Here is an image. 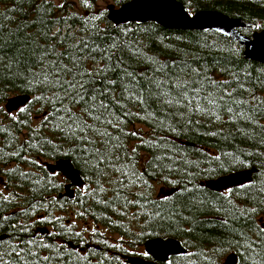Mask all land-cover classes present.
Returning <instances> with one entry per match:
<instances>
[{"label":"trees","instance_id":"16d2710c","mask_svg":"<svg viewBox=\"0 0 264 264\" xmlns=\"http://www.w3.org/2000/svg\"><path fill=\"white\" fill-rule=\"evenodd\" d=\"M178 1L264 29V0ZM97 5L0 0V264H128L90 221L179 239L188 252L165 264H264V64L213 30L115 25ZM60 158L86 181L73 198L45 166ZM252 167L249 183L205 185Z\"/></svg>","mask_w":264,"mask_h":264},{"label":"water","instance_id":"95a60500","mask_svg":"<svg viewBox=\"0 0 264 264\" xmlns=\"http://www.w3.org/2000/svg\"><path fill=\"white\" fill-rule=\"evenodd\" d=\"M107 18L115 25L130 23H146L153 21L159 25L183 30H213L230 39L238 41L244 47V56L248 59L264 64V29L255 30L252 35H246L240 31L241 28L255 29V23L247 22L240 18L230 17L215 10L189 11L182 2L178 0H129L117 6L110 4L107 7ZM28 93L17 94L7 99L4 109L7 113H13L26 106L31 100ZM45 166L51 173H61L68 183L60 196L66 195L70 198L75 196L77 188L84 186L80 170L69 158H60L45 162ZM257 167L241 169L222 175L217 178L208 179L205 185L214 191H225L238 187L253 180ZM172 189L165 194L174 192ZM145 251L153 260H147L141 256L124 255L130 264H165L171 256L184 254L188 249L182 242L174 237H154L144 242ZM238 255L230 252L223 264H237Z\"/></svg>","mask_w":264,"mask_h":264},{"label":"flooded vegetation","instance_id":"af4514ba","mask_svg":"<svg viewBox=\"0 0 264 264\" xmlns=\"http://www.w3.org/2000/svg\"><path fill=\"white\" fill-rule=\"evenodd\" d=\"M83 188V187H82ZM78 189V188H77ZM76 189V190H77ZM91 225V224H90ZM92 226V225H91ZM105 229H108L109 231H110V229L107 227V226H103V225H101V224H95L94 223V225L92 226V228L90 229L91 231H94V232H91L90 230L88 231V228H87V230H83L82 232H84V234L85 233H88L89 235H94L93 237H91V238H89L88 236V238L90 239V240H92V243H95V244H98V245H100L99 243H100V241L99 240H101L102 238L104 239V240H106L105 242H107V243H109V244H121V245H123L125 248H123V252L121 253V255H122V257L124 258L123 260L124 261H126V258H125V256L124 255H131V256H141V257H143V258H145V259H147V260H153V258L150 256V255H148L147 253H146V251H145V247H144V243L142 244V246H139V245H136V247L135 246H131L130 248L129 247H127V246H125L124 245V243L122 242V243H117L116 241H114V240H112L106 233H105ZM88 231V232H87ZM76 232H78V231H76ZM96 239H99V240H97V241H94V240H96ZM96 242H98V243H96ZM128 245H131V243H128ZM141 248H143V249H141ZM140 249H141V251H140ZM109 251H111V252H115V250L113 249V248H109ZM127 262V261H126ZM128 263V262H127ZM128 264H130V263H128Z\"/></svg>","mask_w":264,"mask_h":264},{"label":"rangeland","instance_id":"374dc122","mask_svg":"<svg viewBox=\"0 0 264 264\" xmlns=\"http://www.w3.org/2000/svg\"><path fill=\"white\" fill-rule=\"evenodd\" d=\"M54 1H57L59 2V0H54ZM78 1V7L79 9H81V7L79 6V0ZM97 10H106L107 11V7L108 5L110 4H116L114 0H97ZM144 129H146V127H144ZM61 174V173H60ZM63 176V175H62ZM64 177V176H63ZM159 192V189H157L156 193ZM165 192V190L161 189V191L159 193H163ZM158 193V194H159ZM171 194V193H170ZM167 195V194H166ZM88 224V222L86 223ZM90 224L93 226L94 225V222L93 221H90ZM79 229V228H78ZM91 231V230H90ZM105 233L114 241H116L117 243H124L125 246L127 247H131L132 245L136 247V245H139V246H142L143 243H139L137 239H132V240H129L127 238H125L124 236H121L119 233H114V232H111L109 231L108 229H105L104 230ZM93 232V231H91ZM164 238V237H163ZM128 243H131V245H128ZM143 249V248H141ZM140 249V251H141ZM225 260V259H224ZM224 262V261H223Z\"/></svg>","mask_w":264,"mask_h":264},{"label":"bare ground","instance_id":"6f19581e","mask_svg":"<svg viewBox=\"0 0 264 264\" xmlns=\"http://www.w3.org/2000/svg\"><path fill=\"white\" fill-rule=\"evenodd\" d=\"M118 6H120V5H118Z\"/></svg>","mask_w":264,"mask_h":264}]
</instances>
